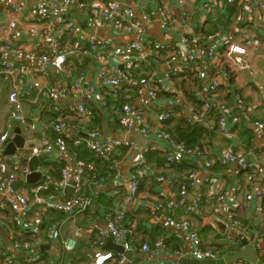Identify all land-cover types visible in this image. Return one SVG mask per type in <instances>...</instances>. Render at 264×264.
<instances>
[{"label":"crops","instance_id":"obj_1","mask_svg":"<svg viewBox=\"0 0 264 264\" xmlns=\"http://www.w3.org/2000/svg\"><path fill=\"white\" fill-rule=\"evenodd\" d=\"M110 1L134 12L135 19L144 31V35L141 36L142 40L147 38L154 43L174 46L178 48V53L183 52L176 46L177 43L179 44L178 37L183 28L181 26L175 29L164 28L160 20V10L168 12L179 23L181 17L186 15L187 28L192 33V40L200 46L197 50L201 57L199 61H206L205 50L217 42L219 52L224 51L222 44L226 39L230 43H240L244 38H251L259 44L258 47L248 48L246 56L234 57L241 67L234 69L233 73L226 68L229 78L218 94L219 103L227 107H231L238 98H243L249 103L246 117H241L235 127L228 124V128L233 131V137L224 139L219 135L214 111L209 113L202 125H199L202 130L198 143L208 153L212 167L206 170L197 163H192L195 164L198 175L194 185L186 187V201L191 203L198 198L199 194L204 193L202 181L208 176H214L222 182L220 188L225 197L224 204L219 205L203 200L198 214L189 216L188 229L168 223L166 219L168 215H172L177 223L181 220L182 212H170L169 205L179 199L178 183L187 171L184 169L179 171L174 168L177 165L167 166L165 161L163 162L161 155L163 153L157 148L161 144L153 135L143 136L138 131L127 133L122 130L120 108L107 95L108 88L95 80L98 67L88 56L77 55L63 65L47 63L44 75H26L25 78L19 79V77L2 73L0 74V134L7 133L8 139L2 148L0 185L8 178H15L16 189L29 199L31 206L26 213L12 212L4 205L5 192L1 187L0 264H48L53 261L56 264H92L97 254H112V259L108 261V264H113L116 258L123 260V264H148L159 260L174 261L179 264L180 259L194 260L186 254L193 249L188 237L189 232L197 235L201 249L215 252L218 259L228 258L232 253L242 249L241 244L235 252H223L233 245H238L229 243L227 236L230 235L237 240L240 238L239 232L237 230L228 232L226 228L223 240H216V231L209 222L211 217L219 219L226 227L230 221L238 222L241 230L248 232L247 238L253 244H250L251 242H248L246 238L240 241L246 240L248 245L257 247L258 259L264 258V198L258 199L254 196L255 191L264 188V131H258L251 123L264 120V11L255 8L256 0H235L233 4H228L226 0H83L86 8L79 10L73 4L65 17L53 18L37 24L35 17L38 0H2L0 3V46L9 45L14 50L0 52V59L22 65L27 70L40 67L42 64L38 60L40 50L37 49V45L46 35H61L68 19L73 21L77 27L76 30L63 31L61 43L69 51L85 46V39L88 36H94L98 42L110 45L139 40L140 36L136 33L128 35L115 33L106 22L90 13L93 7L100 8ZM12 6L16 10H12ZM229 7L234 9L230 10ZM11 21L15 22V31L19 34L16 40L11 37L13 33L9 28ZM16 50L21 52L23 57H18ZM154 61L151 55L135 56L127 61L109 60L107 66L109 71L116 70L122 77L124 101L131 100L150 125H152L153 116L165 109V102L172 96L170 90L182 93L188 105L199 108L202 96L200 94L201 83H198L200 90L191 98L184 93V91H196L195 87H192V80L197 78L194 74L191 75L193 79L190 75L184 77L187 79L185 90L179 85L183 77L174 79L170 84H165L166 90L162 94L168 96L159 97L157 101H151L146 96L137 97L135 95L139 79L151 70L157 69ZM161 63L158 71L164 74L170 67L164 58L161 59ZM203 66L206 65L203 64ZM33 80L41 85L53 86L60 93L59 107L61 113L64 112L69 121L71 127L69 135L72 139H81L85 143L89 132L97 130L102 139H124L131 142L134 149L122 150L109 160L99 158L86 149V151L81 149L80 154L74 153L80 147H70L65 153L57 150L46 151L51 153L52 158L41 163L40 176L30 181L26 180L30 174L28 159L32 157L33 151L25 148L23 144L33 146L36 143L35 145H38L36 149L43 152L42 144L53 140L48 126L57 115L54 111H44V99L42 100V97L35 91L28 92ZM74 84L82 87V93H72ZM90 84L96 86L99 97H92L87 93L86 89ZM12 88L18 91L23 100L22 113L26 119L24 125L9 119L7 95ZM261 88L262 103L259 101ZM103 101L106 103V110L102 108ZM77 104L85 106L89 113L88 117L81 118L69 112V109ZM176 112L175 109L174 113ZM171 119L181 120L183 116L174 115ZM16 141L21 142L20 148L14 145L11 153L8 154L9 145ZM229 150L237 156L239 161L254 155L260 163L258 175L250 178L246 172L242 171L239 163L230 165L223 161L222 153ZM141 151H145L146 175L139 187L136 204L128 214L136 225L134 231L137 247L133 249L130 246L128 248L131 251L129 257H124V255L111 251L108 245L106 246L108 237H104L101 246L95 243L99 239L98 233L106 231L107 216L121 209L122 200L132 176V163L137 153ZM151 153L155 155L148 157ZM79 162L84 165L81 179L82 196L94 200L89 210L73 218H67L61 212L50 210L44 204L34 202L33 192L36 187H46V185L49 187L50 182H53L52 187L47 191L42 190L39 196L46 203L67 202L73 194L68 192L67 185L77 173ZM59 166L62 167L60 170H58ZM66 168L67 182L63 183L62 170ZM115 169L118 171V176H115L113 172ZM43 176L45 180L41 183ZM249 193L253 195V201L247 202L245 195ZM61 214L64 218L59 219ZM41 227H46V229H41ZM75 231H78L81 236L76 239L75 248L67 252L60 261L58 240L72 238ZM25 237L31 241H21ZM162 238L166 240V251L161 254L154 250L153 243ZM112 242L122 245L113 240ZM25 243L30 245L28 250L22 248ZM140 243H147L150 251L141 252L138 249L142 245ZM15 245H19V248ZM179 249L180 251L176 252ZM32 258H38V260L31 261ZM239 261L250 263L247 260Z\"/></svg>","mask_w":264,"mask_h":264},{"label":"built area","instance_id":"obj_2","mask_svg":"<svg viewBox=\"0 0 264 264\" xmlns=\"http://www.w3.org/2000/svg\"><path fill=\"white\" fill-rule=\"evenodd\" d=\"M24 1V0H20ZM213 1V0H211ZM228 4H233L235 0H226ZM255 8L259 11H264V0H256ZM2 0H0V3ZM75 4L77 9L82 10L86 8L83 0H38L36 4V17L35 22L40 24L47 20L57 18L61 19L65 17L69 12V8ZM12 10H16L12 6ZM94 17L106 22L115 33L119 34H133L136 33L140 36L139 40H132L122 42L114 45L107 44L105 42H98L94 36H88L85 39V46L76 47L72 50H68L62 45V34L64 30H76L75 23L68 19L65 22V26L61 35H46L42 41L37 45V49L40 50L38 60L41 62V66L35 69L27 70L26 67L11 63L0 59V74L4 73L12 77H19V79L25 78L26 75L46 73L45 64L47 63H59L66 64L70 58L77 55L88 56L94 64L98 67V73L95 80L99 81L103 87L108 88V96L113 101L120 99L123 93L124 84L122 77L118 71H109L108 62L110 59L114 61H127L131 60L135 56H152L154 62L157 64V69L151 70L150 73L139 79L135 95L137 97H148L151 101H157L159 94L165 92V84H170L174 79L181 78L182 75L187 73H194L197 79L202 85V91L200 94V106L195 108L188 105L185 101L182 93L170 90L172 96L165 102V109L158 111L153 116L152 125L148 123L146 117L140 112V110L134 105L131 100H126L121 104L120 109V125L124 132L138 131L143 136L153 135L155 139L161 144L158 150L165 155V164L167 166L178 165L189 159H194L197 165L210 170L212 167L211 159L205 149L194 146L188 147L182 142H178L171 136L170 133L164 130L165 124L174 116H183L187 124L202 125V123L209 116L212 111L215 112V124L217 132L224 139H231L233 137V131L228 128V124L235 127L240 121L241 117H246V111L249 108V103L243 98L236 99L235 103L231 107H227L224 104L219 103L218 94L228 81V71L233 73L234 69L241 67L239 63L235 61V56L243 57L247 55V49L253 46H259L253 39L244 38L240 43L224 41V51L219 52V44H213L205 50L204 57L206 61H199L201 59L199 52L200 49L194 40H192V33L187 28V17L183 15L180 19V23L174 17H172L165 10H160V20L164 28L175 29L181 26L183 29L179 34L178 42L184 47L183 52L178 53L174 46H170L165 43H154L147 38L142 40L141 36L144 35V31L138 21L135 19L134 12L116 2H106L100 8H92L90 12ZM9 28L13 31L11 37L16 40L19 34L15 31V22L11 21ZM257 46V47H258ZM9 45L0 46V52L13 51ZM18 57H23V54L16 50ZM166 59L170 69L161 74L158 68L162 65L161 59ZM205 64L206 66H203ZM227 68V69H226ZM235 80V77H233ZM36 92L44 99L43 109L44 111H54L57 113L55 120L48 126L50 133L53 135L52 141H45L43 151L57 150L60 153H65L70 147H80L85 144L89 152L104 160H109L118 152L122 150H133L134 145L127 140L121 139H102L97 130H91L88 134V138L85 141L81 139H72L69 135L71 129L69 121L67 120L64 112L61 113L59 107L60 93L50 85H41L37 81H31L28 92ZM87 93L92 97L97 96L98 90L94 84H90L87 89ZM72 93H82V87L74 84ZM264 100V98H263ZM259 101L262 103V88L260 89ZM7 103L9 107V119L17 122L20 125L26 124V119L23 115V100L20 97L18 91L12 88L7 95ZM102 108L107 109L106 103L102 102ZM175 109L177 110L174 113ZM69 112L73 115H77L81 118L88 117L89 113L84 105L77 104L75 107L70 108ZM252 126L260 132L264 131V120L252 121ZM7 133L0 134V164L2 161V148L7 141ZM262 148V147H261ZM221 159L227 164L234 165L239 163L242 171L246 172L248 176L256 177L260 170V163L257 161L254 155L251 158L239 161L237 156L231 151L222 153ZM79 169L73 177V194L68 202L65 203H46L44 199L39 196L42 190H48L46 187H36L34 190V202L36 204H44L48 209L63 213L67 218H73L85 211L89 210L93 206V199L90 197L82 196V175L84 172L83 163H78ZM132 176L128 184L126 193L122 200V207L119 210L113 211L112 214L107 216L105 221V233L100 231L98 233L99 239L96 241V245L101 246L104 241V237H109L117 243L124 245L125 249L130 248L127 240L128 231H126L122 224L127 214L131 213L136 204L138 196V190L146 175V159L145 151L138 152L132 163ZM115 176H118V171H113ZM198 175V170L193 172L188 177V185L192 187ZM162 180V179H160ZM62 182H67V168L62 170ZM220 184L222 182L214 176H208L201 183L204 193L199 194L198 198L188 203L186 201V187L184 186L180 191L179 199L170 203L169 211H181L182 217L179 223L175 222L172 215L167 219L168 223L172 226L182 227L188 229L189 216L198 214L200 211L203 200L210 203H217L219 205L224 204L225 197L221 192ZM16 179L11 177L3 182L5 192L4 205L8 207L14 213H26L31 206L29 199L16 189ZM254 196L258 199L264 198V188L255 191ZM245 200L247 202L253 201L252 194H246ZM228 232L231 230H237L240 238L235 240L230 235L227 236L229 243H240L242 239L251 242L247 236L248 232L241 230L240 225L236 221H230L226 227ZM52 231V229H51ZM78 231L74 232L72 238H61L58 240L60 247V261L63 260L65 254L72 251L76 246V239L80 237ZM97 237V238H98ZM188 237L193 245V249L186 253L192 259L197 261L203 260H218V256L215 252L210 250H203L200 248V240L194 232H189ZM247 242V243H248ZM250 244H253L251 242ZM1 246V245H0ZM19 248V245H15ZM30 245L25 243L22 245L24 250H28ZM129 250V249H128ZM154 250L159 253L166 251V247L162 240H158L154 243ZM141 252H148L150 248L144 244L140 248ZM94 262L92 264H105L106 261L112 259V254L95 255ZM38 258H32L31 261H36ZM50 262L49 264H56ZM118 264H123V260L119 259ZM148 264H178L174 261L165 262L162 260L152 261ZM231 264H250L246 261H237Z\"/></svg>","mask_w":264,"mask_h":264},{"label":"trees","instance_id":"obj_3","mask_svg":"<svg viewBox=\"0 0 264 264\" xmlns=\"http://www.w3.org/2000/svg\"><path fill=\"white\" fill-rule=\"evenodd\" d=\"M231 7H233V6H231ZM229 9L230 10H233L234 8H230L229 7ZM177 49V51H178V48H176ZM201 62V61H200ZM192 74H194V73H187V74H185V75H182V77H183V79L182 80H180L181 82L179 83V85H180V87L183 89V90H185V80H187V79H185L186 78V76L187 75H190V78H192L191 77V75ZM195 75V74H194ZM185 77V78H184ZM193 79V78H192ZM192 83H193V85H192V87H195V89H196V91L194 92V91H184V93L188 96V98H191L192 97V95L193 94H196L197 93V91L198 90H200V86H198V83H200V81L196 78V79H193L192 80ZM187 93H189V94H187ZM168 95H166V94H159V97H167ZM125 101H124V99L121 97L120 99H117L116 101H115V103L117 104V106L121 109V104L122 103H124ZM200 104H201V102H200ZM200 106V105H199ZM164 130L165 131H167L168 133H170L171 134V136L173 137V139H175L176 141H178V142H182V143H184L185 145H187L188 147H194V146H198V147H201V144H199L198 143V141H199V137H200V135H201V130H202V127L201 126H199V125H196V124H187L186 122H185V120H184V118L183 119H181V120H174V119H170L166 124H165V126H164ZM202 148V147H201ZM81 149H82V151H86V150H88L87 149V147L85 146V145H82V146H80V149L77 151H74V153H81ZM86 149V150H85ZM153 155H155V154H153V153H151V154H149L148 155V157L149 156H153ZM162 155V157H163V162L165 161V155L164 154H161ZM161 157V158H162ZM192 163H195L196 164V161H194V159H189L188 161H184V162H182V163H180L179 165H177L176 167H174V168H176V169H178L179 171H181L182 169H184V170H186L187 171V173L185 174V176L183 177V179H181L180 181H179V191H178V193H180V191L182 190V188L184 187V186H187L188 185V177L193 173V172H196L197 170H195L196 169V167H195V164H192ZM62 167L61 166H59L58 167V170H60ZM59 181V180H58ZM61 181V180H60ZM48 185H49V188L48 189H50L51 187H52V185H53V182H50V183H48ZM128 215V214H127ZM126 215V217H125V219H124V222H123V224H122V227L126 230V231H128V234H127V240H128V242H129V246H131L133 249H136V247H137V244L135 243V238H136V236H135V231H134V229L136 230V225H135V222L133 221V219H132V217H129L130 215H128L127 216ZM169 217V215L167 216V218ZM62 218H64V216L61 214V216H60V218L59 219H62ZM41 229H46V227H41ZM130 239H132V241L130 242ZM134 240V241H133ZM158 240H162L163 241V243H164V245H165V247H166V240L164 239V238H162V239H157L156 241H158ZM21 241H31V240H27V237H25L23 240H21ZM154 241V240H153ZM156 241H154V243L156 242ZM153 243V244H154ZM140 244H142V243H140ZM144 244H146V245H148L147 243H143L142 245H144ZM142 245H140L139 246V248L138 249H140V247L142 246ZM232 246V245H231ZM237 246V247H236ZM236 246H232V247H230V249L229 250H227V249H225L223 252L224 253H228V252H235V251H237V249H239L240 247H241V242L240 243H238V245H236ZM180 251V249L179 250H177L176 252H179ZM260 260H261V262L264 264V258H260ZM109 261V260H108ZM108 261H106V263L108 264L109 262ZM46 263H47V261H45ZM118 262H119V259L118 258H116L115 259V261H114V263L113 264H118ZM105 263V264H106ZM49 264V263H48Z\"/></svg>","mask_w":264,"mask_h":264},{"label":"water","instance_id":"obj_4","mask_svg":"<svg viewBox=\"0 0 264 264\" xmlns=\"http://www.w3.org/2000/svg\"><path fill=\"white\" fill-rule=\"evenodd\" d=\"M176 46L184 50V47L182 45L177 43ZM121 140H124V139H121ZM35 144L36 143H34L33 146H30L29 144H23L25 148L33 151L32 157L28 159V170L30 174L28 175L26 180L29 179V181L30 179L32 180L36 177H39L41 174L39 170L41 163L48 161L50 158H52L51 153L46 152V151H43V152L38 151L36 149L38 145H35ZM14 145H16L17 148H20L21 142L16 141V142L11 143L7 150L8 154L11 153L12 147ZM42 179L43 181L41 183L44 182L45 177L43 176ZM73 184H74L73 180L68 183L67 185L68 192L73 193ZM69 199L67 200V202L69 201ZM209 222L216 231L217 236L215 239L223 240L225 233H226V225L215 217H211L209 219ZM241 244L243 245V248L235 253H232V255H230L228 258L218 259L217 261H213V260L197 261V260L180 259L179 264H231L239 260H247L251 264H262L260 260L258 259V256L256 253L257 247L255 246L252 247L248 245L246 240H243ZM107 245L109 246L111 251L116 252L120 255H124V257H129V254L131 251H129L128 249H125L123 245L114 244L109 237L106 240V246Z\"/></svg>","mask_w":264,"mask_h":264}]
</instances>
